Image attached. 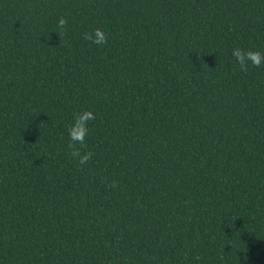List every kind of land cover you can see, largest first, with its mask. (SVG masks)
<instances>
[{
	"label": "trees",
	"instance_id": "obj_1",
	"mask_svg": "<svg viewBox=\"0 0 264 264\" xmlns=\"http://www.w3.org/2000/svg\"><path fill=\"white\" fill-rule=\"evenodd\" d=\"M235 48L264 53V0H0V264H264V66Z\"/></svg>",
	"mask_w": 264,
	"mask_h": 264
},
{
	"label": "clouds",
	"instance_id": "obj_2",
	"mask_svg": "<svg viewBox=\"0 0 264 264\" xmlns=\"http://www.w3.org/2000/svg\"><path fill=\"white\" fill-rule=\"evenodd\" d=\"M67 24L68 21L65 17L62 16L58 19V33L56 34L60 38L67 30ZM84 39L90 41L94 45L103 46L108 43V34L103 29L96 28L92 32L85 33ZM232 56L242 72H246L250 66L255 68L264 66V53L259 51L235 48L232 51ZM95 119L96 116L91 110H83L74 115V121L68 129V148L70 149V156L73 159H77L81 165L88 163V161L92 158L93 153L87 152L82 154L77 145L83 146L85 144L86 138L90 132L89 124ZM109 186L111 188H115L118 185L113 182Z\"/></svg>",
	"mask_w": 264,
	"mask_h": 264
}]
</instances>
